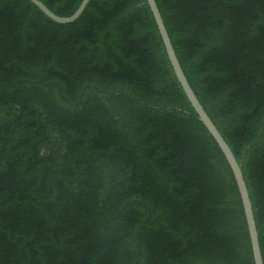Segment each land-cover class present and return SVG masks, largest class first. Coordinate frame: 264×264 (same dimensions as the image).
<instances>
[{
  "label": "trees",
  "instance_id": "obj_1",
  "mask_svg": "<svg viewBox=\"0 0 264 264\" xmlns=\"http://www.w3.org/2000/svg\"><path fill=\"white\" fill-rule=\"evenodd\" d=\"M156 2L264 262V0ZM0 264H255L147 0H0Z\"/></svg>",
  "mask_w": 264,
  "mask_h": 264
},
{
  "label": "water",
  "instance_id": "obj_2",
  "mask_svg": "<svg viewBox=\"0 0 264 264\" xmlns=\"http://www.w3.org/2000/svg\"><path fill=\"white\" fill-rule=\"evenodd\" d=\"M31 1L34 2L49 17H51L55 21L62 22V23L72 22L76 18H78L89 2V0H82L78 8L72 14L63 16V15L57 14L52 9H50L42 0H31ZM147 2L155 18L156 24L158 26L159 32L161 34L163 43L167 51V54L174 68V71L178 77V80L180 81L193 107L195 108L199 116V119L204 123V125L207 127L209 132L212 134V136L218 143L219 147L224 153L233 171V174L235 176L237 186H238V189L241 195L242 203L244 206V211H245V216H246V220H247V224L249 228L255 264H264L260 241H259V233L257 230L256 221L254 217L253 206H252L251 198L249 195V190H248V187H247L244 175H243L241 165L238 162L230 145L228 144V142L226 141V139L224 138V136L222 135V133L220 132V130L218 129V127L216 126V124L214 123V121L212 120V118L210 117L206 109L204 108V106L202 105L194 89L192 88L184 72V69L181 66L179 58L176 54L175 48L171 41L170 35L168 33V30L166 28L164 19L162 17V14L160 12V9L157 5L156 0H147Z\"/></svg>",
  "mask_w": 264,
  "mask_h": 264
}]
</instances>
